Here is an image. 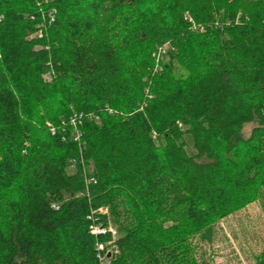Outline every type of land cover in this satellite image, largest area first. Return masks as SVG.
I'll list each match as a JSON object with an SVG mask.
<instances>
[{
    "label": "trees",
    "instance_id": "obj_1",
    "mask_svg": "<svg viewBox=\"0 0 264 264\" xmlns=\"http://www.w3.org/2000/svg\"><path fill=\"white\" fill-rule=\"evenodd\" d=\"M255 201L264 0H0V264H210Z\"/></svg>",
    "mask_w": 264,
    "mask_h": 264
},
{
    "label": "rangeland",
    "instance_id": "obj_2",
    "mask_svg": "<svg viewBox=\"0 0 264 264\" xmlns=\"http://www.w3.org/2000/svg\"><path fill=\"white\" fill-rule=\"evenodd\" d=\"M56 13V12H55ZM30 33V37H34ZM170 44L157 49L153 57L155 61L159 59L164 63L169 60ZM156 69L162 70L160 65H155ZM44 78L45 73L43 74ZM49 80V79H46ZM255 123H247L242 129L245 138L255 126ZM46 126L55 133V127L47 121ZM187 148L193 153L194 142L191 136H186ZM70 170H75L74 161H70ZM106 211L107 208L101 207ZM106 209V210H105ZM199 247V254L202 258L208 259L210 264H253L255 256L264 247V205L261 201H255L237 213L222 219L216 225V233L212 242H202L198 238L194 240Z\"/></svg>",
    "mask_w": 264,
    "mask_h": 264
},
{
    "label": "built area",
    "instance_id": "obj_3",
    "mask_svg": "<svg viewBox=\"0 0 264 264\" xmlns=\"http://www.w3.org/2000/svg\"><path fill=\"white\" fill-rule=\"evenodd\" d=\"M55 12H56L55 9H51L50 12H49V15H50V17H51L52 20L54 19ZM52 76H53V70L50 71V72H47L45 74L46 79H49V80L52 79ZM82 118H83V114L82 113L80 115H75V117L72 118V125L75 127L76 140H79L80 139V135L81 134L79 132V128L78 127L82 123ZM90 229H91V232L93 234H99L101 232H105V230L104 229H101L98 225H91ZM110 230L113 233V235L116 234V231L113 228H111ZM105 246L106 245H104V244H99L98 245V247L101 250H105ZM106 259L107 258H106L105 255L101 257L102 264H108V262H107Z\"/></svg>",
    "mask_w": 264,
    "mask_h": 264
}]
</instances>
